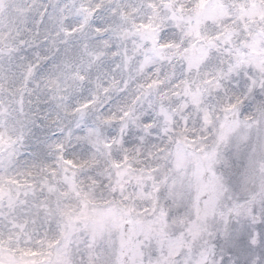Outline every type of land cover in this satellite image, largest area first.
Instances as JSON below:
<instances>
[{"label":"snow or ice","instance_id":"snow-or-ice-1","mask_svg":"<svg viewBox=\"0 0 264 264\" xmlns=\"http://www.w3.org/2000/svg\"><path fill=\"white\" fill-rule=\"evenodd\" d=\"M0 264H264V0H0Z\"/></svg>","mask_w":264,"mask_h":264}]
</instances>
